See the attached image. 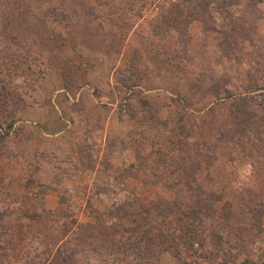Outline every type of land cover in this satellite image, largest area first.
<instances>
[{
  "label": "rangeland",
  "instance_id": "rangeland-1",
  "mask_svg": "<svg viewBox=\"0 0 264 264\" xmlns=\"http://www.w3.org/2000/svg\"><path fill=\"white\" fill-rule=\"evenodd\" d=\"M0 264H264V0H0Z\"/></svg>",
  "mask_w": 264,
  "mask_h": 264
},
{
  "label": "crops",
  "instance_id": "crops-1",
  "mask_svg": "<svg viewBox=\"0 0 264 264\" xmlns=\"http://www.w3.org/2000/svg\"><path fill=\"white\" fill-rule=\"evenodd\" d=\"M94 102V101H93ZM96 102V103H95ZM94 102V105L96 106V107H98V101H95ZM103 117L104 118H102V119H104L103 121V123H104V129H102V130H104V132H103V135L105 134V132L107 131V129H108V127H107V124H108V122H109V118L110 117H105V115H103ZM75 118V121H72L71 122V125L70 126H74V127H76L77 128V126H79V127H81V128H83L84 126H85V124H86V122H84V118L82 119L81 118V116L80 115H77V117H74ZM89 118L91 119V121L93 122V124L94 125H96L98 122H99V120H100V116L97 114V113H92V114H90L89 115ZM105 125H106V128H105ZM78 129V128H77ZM97 129H98V127H97ZM65 131V129H62V130H60V131H57L56 133H55V135L56 136H59V135H61L63 132ZM61 148L59 149V150H65V147L64 146H60ZM59 152V151H58ZM63 152V151H62Z\"/></svg>",
  "mask_w": 264,
  "mask_h": 264
}]
</instances>
